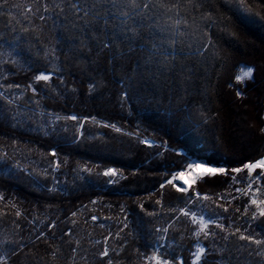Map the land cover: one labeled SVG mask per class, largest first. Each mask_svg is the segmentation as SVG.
<instances>
[{
	"label": "trees",
	"instance_id": "obj_1",
	"mask_svg": "<svg viewBox=\"0 0 264 264\" xmlns=\"http://www.w3.org/2000/svg\"><path fill=\"white\" fill-rule=\"evenodd\" d=\"M0 87V264H144L162 242L192 264L189 203L264 158V0H0ZM190 160L224 172L178 191ZM213 244L199 264H264Z\"/></svg>",
	"mask_w": 264,
	"mask_h": 264
},
{
	"label": "rangeland",
	"instance_id": "obj_2",
	"mask_svg": "<svg viewBox=\"0 0 264 264\" xmlns=\"http://www.w3.org/2000/svg\"><path fill=\"white\" fill-rule=\"evenodd\" d=\"M248 68L249 67L241 66L238 70V75H241L242 71H247ZM250 78L251 75L248 77L241 76V78L237 80L239 82H243ZM2 93L3 90L0 87V95ZM23 93L24 92L22 91L19 92V94L22 95ZM13 98L15 99L16 96H14ZM44 121L46 123H49L50 125L55 122V120H53L51 117H46V119L44 118L43 123ZM144 142L148 145H151L153 143L151 140L148 139H144ZM206 166L222 169L212 165L211 166L206 165ZM110 169L115 171V175H113L111 172H108V170ZM110 169L105 171V173L108 172L106 176L109 178L111 183H115L121 178V175L118 173L116 169L114 168H110ZM182 172L184 173L183 179H181V173H179L172 180V184L175 189H178L181 186H183V187H187L188 191H190L191 189L193 190L198 180H200L204 176L214 175L211 173H206L201 175L199 171H196L194 169H189L188 166ZM223 172H217L215 174H222ZM260 172L263 173L264 168H257L255 170H252L250 173L249 169H247L244 166L243 168L240 169V171L238 172L234 171V174L232 175L231 185L228 191L225 192L223 195H221L220 198L215 199L204 195H196L194 199L195 202L193 201L189 203L191 208L189 213H185V215L188 216L189 221L192 224V228H193L194 244H193V253H192V264H199L201 260L204 258L207 252V248L204 245V242L209 244L213 248L215 235L221 232L232 233V235L236 234L239 235L240 238L241 236L245 237L244 228L241 229V231H238L239 230L238 225L241 223V221L245 222L244 218L247 219V217L250 215L253 218V220L262 217L259 213L261 209H264V203H261V201H264V181H263L264 178L263 180L260 179L261 178ZM258 176L260 178L256 179V177ZM193 181L195 182L193 183ZM253 200L256 201L255 204L252 203ZM232 202H238L237 205L242 204V206H245V209L242 212V218L239 219H237L238 217L236 219L230 218V215H228L225 209L222 208V206H236ZM229 203L230 205H228ZM205 224H207V227H205ZM248 232L249 231H246L245 234L247 235ZM205 233H207V235ZM260 235L261 234L259 233L257 234V236H259L258 239H254V237H248V239H246L245 237L244 239V240H248V242H250L253 245V246L248 245L247 248H249L250 252L252 254H255V256L264 255V236H260ZM256 240L261 241V243L260 244L255 243ZM163 243L164 242H162L161 246L163 245ZM161 246H157L153 250L151 255H149L144 259V264H158V262L159 264H163L164 261H167L164 260L162 256L169 255V252L168 250L161 251L160 250ZM201 248L203 249L202 252L200 251ZM1 258L2 257L0 256V259ZM168 264H180V262L178 263L168 262Z\"/></svg>",
	"mask_w": 264,
	"mask_h": 264
},
{
	"label": "snow or ice",
	"instance_id": "obj_3",
	"mask_svg": "<svg viewBox=\"0 0 264 264\" xmlns=\"http://www.w3.org/2000/svg\"><path fill=\"white\" fill-rule=\"evenodd\" d=\"M106 2H107V3H111L113 6H115L116 3L118 2V0H106ZM120 2H126V0H120ZM77 5H78V0H77ZM145 7H147V5H145ZM77 10L80 11V9H79L78 7H77ZM84 11H85V14L87 15V14H90V11H91V10H84ZM42 18H43V17H42ZM122 22H123V21H122ZM104 46L107 47L108 45L105 44ZM252 71H253V70H252L251 68H248L247 71H242L241 75H238L237 79L239 80V79L241 78V76H244V77H248V76H250L251 73H252ZM37 79L47 80V79H49V76H48V75H40V76L37 77ZM70 118H71V119H77V117H75V116H72V117H70ZM245 167H246L247 169H249V172H250V173H251L252 170H255V169H257V168H264V159H261V160H259L258 162H250V163L246 164ZM188 168H189V169H194V170H196V171H199V172L201 173V175L206 174V173L215 174V173H217V172H223V171H224V169H217V168H215V167H209V166H206L203 162H197V161H195V160H190V161H188ZM235 171L238 172V171H240V169H236ZM108 172H111L113 175H115V171H114V170H111V169H110V170H108ZM108 172H106L105 174L107 175ZM183 175H184V173L181 172V179H183ZM259 178H260L259 176L256 177V179H259ZM169 182H171V181H169ZM194 182H195V181H193V183H194ZM177 190H178V191H184V192H187V191H188V188H187V187H183V186H181V187L178 188ZM197 195H199V194L197 193ZM252 203L255 204L256 201L253 200ZM261 203H264V201H261ZM259 214H260L261 216H264V209H261ZM254 215H255V214H254ZM205 227H207V224H205ZM205 234L207 235V233H205ZM241 239H245V237L241 236ZM255 243L260 244L261 241L256 240ZM200 251L202 252L203 249L201 248ZM106 254H107V253H105V255H106ZM158 264H159V262H158ZM163 264H168V262H167V261H164Z\"/></svg>",
	"mask_w": 264,
	"mask_h": 264
}]
</instances>
